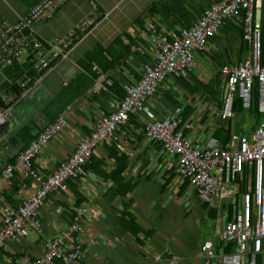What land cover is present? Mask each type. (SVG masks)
<instances>
[{
	"label": "crops",
	"instance_id": "0c3cea01",
	"mask_svg": "<svg viewBox=\"0 0 264 264\" xmlns=\"http://www.w3.org/2000/svg\"><path fill=\"white\" fill-rule=\"evenodd\" d=\"M39 1L0 0V19L17 22ZM213 1L70 0L51 19L36 21L33 27L48 47L66 38L77 42L66 59L57 60L15 103L12 87L21 79L0 67V104L14 106L12 124L0 126V170L17 162L19 152L47 123L43 112L50 107L63 111L66 125L43 147L34 166L44 174L56 170L101 118L118 111L125 86L139 82L146 66L155 62L157 48L147 29L168 33L189 28ZM94 2L101 16L92 29L82 32L88 19H94ZM256 21L262 30L264 4ZM244 23L243 13L228 18L208 49L196 54L197 68L191 77L168 78L143 110L122 126L118 142L98 146L86 177L70 179L67 190L48 195L39 234L9 240L0 262L38 260L45 242L67 228L80 209L86 229L66 245L72 250L76 243L82 244L81 264H204L202 245L215 241L236 207L228 204L231 200L212 206L202 201L178 175L179 157L149 140L146 127L178 118L183 136L201 150L232 149L233 135L253 134L264 121V113L256 107L222 117L227 93L222 68L244 63L251 52ZM252 173L247 165L238 176L239 191L248 189ZM35 190V181L25 178L21 168L12 179L0 178V225L3 206H17Z\"/></svg>",
	"mask_w": 264,
	"mask_h": 264
},
{
	"label": "built area",
	"instance_id": "2783aa9c",
	"mask_svg": "<svg viewBox=\"0 0 264 264\" xmlns=\"http://www.w3.org/2000/svg\"><path fill=\"white\" fill-rule=\"evenodd\" d=\"M68 1L40 0L17 22L0 19L2 69L23 62L32 53L36 58L34 70L44 74L57 60L68 57L70 38L48 47L33 27L36 21L51 17ZM263 4L264 0H214L189 28L168 33L148 28L157 48L155 62L146 66L139 82L125 86L126 97L118 111L101 118L93 132L80 140L70 158L49 174L37 170L34 161L43 147L63 132L66 118L60 114L55 123L44 124L33 142L19 152L17 162L8 163L0 170V178L12 179L21 168L23 176L33 179L36 185L35 193L19 205L3 206L0 254L9 240L39 234L40 213L48 195L56 190H67L69 179L86 177L87 166L98 146L107 141L118 142L122 126L132 115L143 110L147 100L168 78H188L197 68L196 54L206 51L226 20L239 13L244 15V39L250 44L251 54L241 65L222 68L228 87L222 117L233 116L238 98L242 99L245 109L251 110L255 84L258 85V111L264 113V43L261 25L256 21V13ZM94 9V19H99L101 9L97 2H94ZM94 19H88L83 30L88 29ZM37 81L33 83L29 75L21 80L20 85L25 90L22 99ZM13 114L14 106L5 109L0 105V126L12 124ZM179 123L175 117L148 123L146 136L161 144L168 154L179 157L178 175L189 182L202 201L212 206L219 201L231 200L228 204L236 207L215 241L202 245L204 264H264V121L256 126L252 135H233L232 149L206 150L194 147L179 130ZM247 165L252 167L253 173L248 189L239 191L235 183L238 176L245 173ZM85 229V216L79 209L67 228L45 242L42 256L24 264H81L82 244L76 243L72 250H68L66 244Z\"/></svg>",
	"mask_w": 264,
	"mask_h": 264
},
{
	"label": "trees",
	"instance_id": "16d2710c",
	"mask_svg": "<svg viewBox=\"0 0 264 264\" xmlns=\"http://www.w3.org/2000/svg\"><path fill=\"white\" fill-rule=\"evenodd\" d=\"M69 2V1H68ZM64 6V5H63ZM62 6V7H63ZM61 7V8H62ZM59 10V9H58ZM57 10V11H58ZM56 11V12H57ZM56 12L51 16V17H49V18H47V19H45V20H43V19H41V21L43 20V21H47V20H49V19H51L52 17H54L55 16V14H56ZM99 20V19H94L92 22H91V24H90V27L88 28V29H86V30H82V32H86V31H88L89 29H92L93 28V25L97 22V21ZM39 21V20H38ZM262 21V20H261ZM262 30H263V43H264V21L262 22ZM72 40V44H71V46L74 44V43H76L77 42V40H74V38L73 39H71ZM250 54H251V52H250ZM250 54H249V56H250ZM248 59V58H247ZM246 59V60H247ZM245 60V61H246ZM36 61V58L34 57V55H32V57L30 56L29 57V59H26V60H24L23 62H16L13 66H11V67H8L7 69L8 70H12V71H14V72H16V74H17V77H16V80H18V79H21V80H23L24 79V77L25 76H27V75H29L31 78H32V80H33V83L34 82H36L43 74H38L35 70H34V62ZM243 64V63H242ZM241 65V64H240ZM236 66V65H235ZM1 67V66H0ZM1 69H2V67H1ZM7 69H5V70H7ZM3 70V69H2ZM196 70V69H195ZM194 70V71H195ZM193 71V72H194ZM193 72L190 74V76L188 77V78H186V79H189L190 77H191V75L193 74ZM172 78H178V79H183V78H180V77H172ZM21 80H20V82H21ZM185 80V79H184ZM20 82L18 83V85L15 83L14 85H13V87H12V91L14 92V97H15V100L13 101V103H15V101H17V100H22V95H23V93H24V89L21 87V85H20ZM227 84V83H226ZM228 88V87H227ZM257 101V102H256ZM13 103L12 102H10L9 104L8 103H4V102H2L1 101V104L0 105H2V107L3 108H5V109H7V108H9V107H12L13 106ZM256 104V105H255ZM254 107H256V109H257V112H258V87H257V84H255V86H254V89H253V108ZM252 108V109H253ZM239 110H244V106H243V101H242V99H237V101H236V104H235V108H234V112H236V111H239ZM44 114H45V117H46V120H47V123H49V124H53V123H55L56 122V120L58 119V117L60 116V114H63V111H55V109L54 108H52V107H50V108H48L47 110H45L44 112H43ZM259 113V112H258ZM31 131V130H30ZM36 137V136H35ZM35 137H33V139H32V141H31V143L33 142V140L35 139ZM30 143V144H31ZM29 144V145H30ZM29 145H27L26 147H28ZM95 154V153H94ZM94 156V155H93ZM93 159V158H92ZM70 180V179H69ZM238 207H239V204H238ZM228 250H230V249H228Z\"/></svg>",
	"mask_w": 264,
	"mask_h": 264
},
{
	"label": "rangeland",
	"instance_id": "374dc122",
	"mask_svg": "<svg viewBox=\"0 0 264 264\" xmlns=\"http://www.w3.org/2000/svg\"><path fill=\"white\" fill-rule=\"evenodd\" d=\"M46 71H47V70H46ZM46 71H45V72H46ZM238 97H239V94H238ZM253 133H254V132H253ZM251 135H252V134H251Z\"/></svg>",
	"mask_w": 264,
	"mask_h": 264
}]
</instances>
